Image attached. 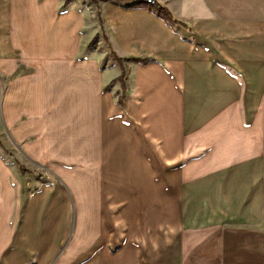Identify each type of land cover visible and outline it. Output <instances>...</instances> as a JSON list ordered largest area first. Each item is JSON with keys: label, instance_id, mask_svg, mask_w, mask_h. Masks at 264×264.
Here are the masks:
<instances>
[{"label": "crops", "instance_id": "0c3cea01", "mask_svg": "<svg viewBox=\"0 0 264 264\" xmlns=\"http://www.w3.org/2000/svg\"><path fill=\"white\" fill-rule=\"evenodd\" d=\"M0 264H264V0H0Z\"/></svg>", "mask_w": 264, "mask_h": 264}, {"label": "rangeland", "instance_id": "374dc122", "mask_svg": "<svg viewBox=\"0 0 264 264\" xmlns=\"http://www.w3.org/2000/svg\"><path fill=\"white\" fill-rule=\"evenodd\" d=\"M91 43H92L91 45H95L96 49L100 53H103L104 51H106L108 49V47L106 45L107 44L106 40H93Z\"/></svg>", "mask_w": 264, "mask_h": 264}, {"label": "built area", "instance_id": "2783aa9c", "mask_svg": "<svg viewBox=\"0 0 264 264\" xmlns=\"http://www.w3.org/2000/svg\"><path fill=\"white\" fill-rule=\"evenodd\" d=\"M147 3H155V0H146Z\"/></svg>", "mask_w": 264, "mask_h": 264}]
</instances>
